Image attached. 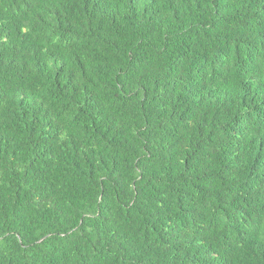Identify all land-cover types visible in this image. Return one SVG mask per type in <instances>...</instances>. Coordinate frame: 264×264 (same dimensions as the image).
Segmentation results:
<instances>
[{
    "label": "trees",
    "instance_id": "1",
    "mask_svg": "<svg viewBox=\"0 0 264 264\" xmlns=\"http://www.w3.org/2000/svg\"><path fill=\"white\" fill-rule=\"evenodd\" d=\"M0 264H264V0H0Z\"/></svg>",
    "mask_w": 264,
    "mask_h": 264
}]
</instances>
